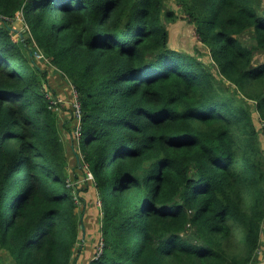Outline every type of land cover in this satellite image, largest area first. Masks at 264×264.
Listing matches in <instances>:
<instances>
[{
  "label": "trees",
  "instance_id": "obj_1",
  "mask_svg": "<svg viewBox=\"0 0 264 264\" xmlns=\"http://www.w3.org/2000/svg\"><path fill=\"white\" fill-rule=\"evenodd\" d=\"M173 1L211 60L171 47L166 0H0V264L258 262L262 0ZM72 85L80 136L49 107Z\"/></svg>",
  "mask_w": 264,
  "mask_h": 264
},
{
  "label": "rangeland",
  "instance_id": "obj_2",
  "mask_svg": "<svg viewBox=\"0 0 264 264\" xmlns=\"http://www.w3.org/2000/svg\"><path fill=\"white\" fill-rule=\"evenodd\" d=\"M262 6L264 7V0H262ZM175 6V7H174ZM166 9L168 8H175L178 11V19L175 22H167V24L169 25V29H170V45L172 48L175 49H180V50H184L186 52L189 53H194L197 56L203 58L204 60H211V55L210 52L207 49H204V47L202 46V43L199 39L198 34L196 33V30L193 26V24H191L189 22V20L184 16V13L182 12L181 9H179V6L174 3L173 0H166ZM13 25L14 28L17 31H25V29H27V26L25 24L24 21V15L23 12H19L18 16L16 19L13 20ZM18 36H19V32L17 34L14 35L15 39L18 40ZM245 42H249L252 43L253 39L251 38V33H246L243 37ZM37 52L41 53L42 52L40 50H36L35 51V56L37 58H44L47 62L48 59L45 58V56L42 57H38L37 56ZM43 55V54H42ZM256 60H264V53H257L256 54ZM46 65V64H45ZM212 67V66H211ZM212 71L213 73L216 75V77H218V71L216 68L212 67ZM73 85H72V89H73ZM63 96V95H62ZM64 99L66 100L67 105H70L72 103V99H67L65 96H63ZM65 108L64 106L62 107L61 111L59 113H61V115H68L71 116V112L68 113H64ZM253 117L254 120L259 128V138H260V142L262 143V146L264 148V124L261 121V119L259 118V114L255 111L253 112ZM70 156H72V160H71V164L74 165V162L76 160H78V156L75 155L72 151H69ZM82 177H85L84 174L81 175ZM87 179V177H86ZM98 204H100V201L98 202ZM91 217L90 220H85L86 215L83 219L84 221V227H87V230L85 231V233H83L84 236V242L83 244L86 245L88 247L89 246H94L95 248H99L104 246V239L103 237L100 236V231H99V222H98V213L96 211V208H94V210L92 211V213L89 215ZM87 216V217H89ZM83 225V224H82ZM262 246H261V251H260V256L258 259V262L256 264H264V230L262 232ZM94 242V244H93ZM87 250V248H86ZM91 250V249H90ZM89 250H87L85 253H88ZM3 260L0 259V263H2ZM83 263H85V261H81ZM6 264H9L10 261L7 260L5 262Z\"/></svg>",
  "mask_w": 264,
  "mask_h": 264
},
{
  "label": "built area",
  "instance_id": "obj_3",
  "mask_svg": "<svg viewBox=\"0 0 264 264\" xmlns=\"http://www.w3.org/2000/svg\"><path fill=\"white\" fill-rule=\"evenodd\" d=\"M37 56L38 57H42L44 55H42L41 53L37 52ZM48 97H49V107L51 109L56 110L57 112H60L62 107H63V105L66 103V100L64 99V97L62 95H55V94H52V93H49ZM72 105H73V108L75 110V115H76V118H77V130H76V133H77L78 136H80L81 129H82V123H81V118H82V110H81V108L82 107H81V101L79 99L78 92L75 89V87H73ZM87 178H91V179L94 178V174H93L92 171H88ZM103 247L104 246L98 248V255L101 254V252L103 250Z\"/></svg>",
  "mask_w": 264,
  "mask_h": 264
},
{
  "label": "crops",
  "instance_id": "obj_4",
  "mask_svg": "<svg viewBox=\"0 0 264 264\" xmlns=\"http://www.w3.org/2000/svg\"><path fill=\"white\" fill-rule=\"evenodd\" d=\"M66 91H68V87H65L64 88ZM71 89H72V86H71ZM62 113V112H61ZM83 239H84V237H83ZM79 263L77 262V263H75V264H82L83 262H81V261H84L83 259H82V257L81 258H79ZM85 261H86V258H85Z\"/></svg>",
  "mask_w": 264,
  "mask_h": 264
},
{
  "label": "water",
  "instance_id": "obj_5",
  "mask_svg": "<svg viewBox=\"0 0 264 264\" xmlns=\"http://www.w3.org/2000/svg\"><path fill=\"white\" fill-rule=\"evenodd\" d=\"M19 35L22 37V39L24 38V31H18Z\"/></svg>",
  "mask_w": 264,
  "mask_h": 264
}]
</instances>
